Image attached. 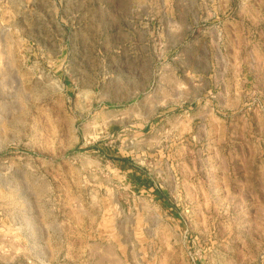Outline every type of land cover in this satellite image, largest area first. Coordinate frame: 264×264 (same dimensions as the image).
Returning <instances> with one entry per match:
<instances>
[{
    "label": "rangeland",
    "instance_id": "1",
    "mask_svg": "<svg viewBox=\"0 0 264 264\" xmlns=\"http://www.w3.org/2000/svg\"><path fill=\"white\" fill-rule=\"evenodd\" d=\"M217 44L245 62L232 92L244 121L229 137L224 120L221 139L246 184L228 178L204 215L186 201L168 214V113H212ZM215 141L196 143L207 177ZM137 173L166 212L142 222L158 254L142 264H264V0H0V264H119L104 249Z\"/></svg>",
    "mask_w": 264,
    "mask_h": 264
},
{
    "label": "crops",
    "instance_id": "2",
    "mask_svg": "<svg viewBox=\"0 0 264 264\" xmlns=\"http://www.w3.org/2000/svg\"><path fill=\"white\" fill-rule=\"evenodd\" d=\"M223 2H225V5L230 4L229 1ZM214 32L215 36L213 38V42H217V34L219 33L218 35L222 36L221 29L214 28ZM203 38L204 40L209 41V36L205 35ZM217 43L220 44V42ZM218 44L217 47H214V53L218 62L216 70L217 74L215 77L217 84L219 85L213 83V86H219L221 90L216 93L217 99L211 100L216 101L213 104L212 113L202 111L198 115L192 114V116L189 114L188 110L179 114L173 112L168 113L169 126L168 131H166V134L168 133V162H166L165 166L167 169L166 173L168 174V181H165V185L163 186L165 189L164 193L168 195V200L171 201L169 204L171 205V208H168V214L173 212L175 201H186V204L187 202L192 203L193 214L204 215V210H207L210 201H212L210 199L211 195L214 198L213 202H215L221 200L222 194L230 192L231 189L228 186V178L232 179V184L233 182L243 186L246 184L245 181L239 180L237 177L238 173L236 172V164L240 162L233 160V162L227 166L225 160L226 156L224 154L227 151L232 152L233 149L232 145L229 144L228 150L226 143H224L221 139L223 134L221 131L222 124L225 125L224 120H229L234 123L231 122V128L233 129L232 133L229 128L223 136L228 135L230 137V135L232 136L237 134L236 125L238 116H240L237 111L240 105H238L239 100H237V97L235 99L233 98L234 96L232 95V92L233 89L237 88L236 79L246 76L245 62L242 61L238 65L234 64L236 61H229L230 56H238L240 58V55H242L238 50L234 51L232 47L230 48V56L228 55L229 57L225 56L224 58L223 56L225 53L220 47H218ZM246 68H248V72H251L250 67L247 66ZM204 87V92L207 93L208 88L211 86L209 84ZM237 94L238 92L236 91V96ZM169 103L170 102H168V104ZM209 118H212L213 122H217L219 127L210 128L203 126V121ZM239 119L240 121H244L243 116H240ZM172 120L176 122L172 123ZM196 120L198 121V125L196 124ZM196 127H199V129ZM200 127H203V129ZM143 130L148 129L145 127ZM156 131H158V127L155 129L151 127L147 132H143L141 134H143L146 139H153V135L156 134ZM207 132L210 136L212 135L216 138L214 143H208L205 146L206 151L214 153L210 156L211 158L208 161V177L202 171V168L200 167L201 162L199 161L204 146L196 144L204 141ZM153 141L154 140L151 142ZM203 145L205 144L203 143ZM247 147L251 148L250 145H247ZM234 148L236 149L235 151H237V146ZM238 148L243 150L244 146L240 145ZM172 152H176V154L172 155ZM193 152L196 153V156H189V154H192ZM238 167L240 169V166ZM131 168L132 167H130V170ZM153 168V173H156L155 167ZM231 168H233V171ZM205 177L208 178V180L205 179ZM124 179L127 180V178ZM154 180L155 179L152 181ZM154 186L155 182L152 185L150 177L146 178L140 173H137L136 182H132L128 179V182L125 184L127 191L122 192L117 197L118 207L123 212L124 216V226L122 228L120 226L117 228V226L116 229L115 227H112L108 230L113 232V234L108 235L113 237L116 242L113 241L106 244L105 246L107 248L104 249V254L114 255L116 253L115 251H117L121 259L119 264L149 263L150 258L152 259L154 257L155 259L158 256L156 253L157 251L153 248L152 241H146V239H143L141 234L142 222L153 218V227L159 218L166 214L165 210L161 206L164 198L156 191ZM104 209H106V207ZM184 211L187 210L185 209ZM151 230H153V228ZM116 231H119L116 235V237L119 238V241H117L114 235V232ZM89 246H93V244L90 242L79 244V247Z\"/></svg>",
    "mask_w": 264,
    "mask_h": 264
}]
</instances>
